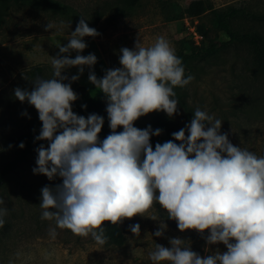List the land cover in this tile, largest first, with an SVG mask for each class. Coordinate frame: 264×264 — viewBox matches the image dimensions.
<instances>
[{
  "label": "clouds",
  "instance_id": "clouds-1",
  "mask_svg": "<svg viewBox=\"0 0 264 264\" xmlns=\"http://www.w3.org/2000/svg\"><path fill=\"white\" fill-rule=\"evenodd\" d=\"M53 28L48 22L45 31ZM98 35L82 18L68 43H58L52 78H36L31 91L14 90L16 99L38 112L42 127L35 139L48 141L47 147L36 149L33 173L62 179L55 188L40 190L41 219L55 221L50 236L55 238L56 228L68 229L103 245L105 222L122 224L158 204L179 231L194 230L206 245L222 243L227 251L202 257L185 240L170 238V247L156 244L148 253L151 264H264V156L234 146L228 134L221 133L222 121L200 108L185 128L172 133V140L153 149L151 137L162 130L151 125L139 129L134 122L152 112L170 118L178 114L174 88L185 87L193 77L185 78L182 59L158 36L149 46L138 38L133 49L121 48V67L97 78L91 71L95 54L80 53L87 48L83 38ZM73 51L75 58L70 56ZM84 66L90 69L89 82L107 101L111 133L102 141L104 117L77 115L72 105L79 97L71 83L64 82L77 81ZM72 67L79 69L77 75H62ZM6 214L7 209L0 208V226ZM166 228L161 222L154 235L162 237ZM129 230L138 237L140 225Z\"/></svg>",
  "mask_w": 264,
  "mask_h": 264
},
{
  "label": "rangeland",
  "instance_id": "rangeland-1",
  "mask_svg": "<svg viewBox=\"0 0 264 264\" xmlns=\"http://www.w3.org/2000/svg\"><path fill=\"white\" fill-rule=\"evenodd\" d=\"M56 1L69 7L70 12L63 14L52 8L13 3L0 24V165L10 153L11 136L21 134L24 125L38 115L27 101L22 103L15 98L14 90L19 87L31 91L36 78H52L51 60L59 54L57 45L68 43L70 32L75 31L82 18L100 33L84 37L87 48L80 53L95 54L97 63L91 71L97 78H102L108 69L121 67L120 49H133L138 38L149 46L158 36H164L178 57L193 49L204 51L213 41L226 42L204 58L192 60L188 75L193 79L178 89L179 97H174L179 102L178 114L170 118L162 111L152 112L140 117L134 126L152 127L159 118L182 129L191 122L195 109L200 108L222 121L221 133H227L234 146L264 156V70L250 45L227 43L229 37L215 26L212 13L213 9L235 7L263 15L264 0H141L135 8L120 0ZM48 22L54 28L45 31ZM232 25L240 33L259 32L264 37V20L238 17ZM76 55L74 51L70 53L71 58ZM89 72L84 66L77 81L64 82L71 83L73 91L83 87L96 95L101 91L89 82ZM78 73L79 69L72 67L62 75L70 78ZM183 102L192 109L191 114L186 112ZM110 133L106 113L99 139L102 141ZM164 142L162 133L152 136L150 141L153 149L156 143ZM37 156L36 152L26 163L11 170L0 184V208L7 209L5 223L0 226V264H151L148 253L155 250L156 244L170 247L169 239L176 237L185 240L186 246L190 245L202 257L217 250L227 251L222 243L206 245L194 230L179 231L176 222L168 219L158 204L144 216L137 215L116 225L125 237L120 247L100 245L91 235L82 237L68 229L56 228L57 235L52 238L49 229L55 227V221L41 219L40 190L44 186L55 188L62 179L49 180L45 175L34 174ZM161 222L167 228L162 237H156L154 232ZM137 223L138 237L129 230L130 225Z\"/></svg>",
  "mask_w": 264,
  "mask_h": 264
},
{
  "label": "trees",
  "instance_id": "trees-1",
  "mask_svg": "<svg viewBox=\"0 0 264 264\" xmlns=\"http://www.w3.org/2000/svg\"><path fill=\"white\" fill-rule=\"evenodd\" d=\"M127 7L135 8L141 0H120ZM13 3H23L26 5H35L37 7L52 8L58 10L63 14L69 13V7L56 1V0H0V24L5 18V12L8 10ZM214 16V24L220 30L224 31L229 40L227 43H245L252 47L255 59L260 67L264 70V37L259 32H248L240 33L233 28L232 22L238 17H246L257 20H264V14L258 15L249 12L245 9H239L235 7H229L228 9L212 10ZM226 43V42H225ZM222 41L211 42L204 51L196 52L193 49L190 53H182L180 58L182 59L183 66L185 68V78L188 75L189 69L191 68V62L195 58H204L207 53L215 52L221 45L225 44ZM180 87L174 88L176 96L179 97L178 89ZM80 89V90H79ZM78 95V99L73 103V111L80 116L87 118L90 114H98L102 117L105 116L106 112V97L102 92L92 95L85 91L83 87H79L78 90L74 91ZM86 105V107H82ZM186 112L188 114L192 113V109L185 105ZM42 127V122L39 120L38 115L34 117L31 121L24 125L23 132L21 134L12 135L9 141V155L7 159L0 165V184L5 181L7 175L11 170L17 166L26 163L31 156L36 153V149L43 144L45 147L48 146V141H37L36 136L39 135L40 129ZM152 128L161 129L162 135L165 142L172 140V133L179 131L181 128L174 125L170 121L162 122L159 118L156 119ZM187 135V133H186ZM23 143L25 147L21 149L19 147L20 143ZM179 143V141H174ZM104 235L107 237L105 244L111 246L120 247L125 243V237L121 233V230L116 225L111 223L104 225Z\"/></svg>",
  "mask_w": 264,
  "mask_h": 264
},
{
  "label": "built area",
  "instance_id": "built-area-1",
  "mask_svg": "<svg viewBox=\"0 0 264 264\" xmlns=\"http://www.w3.org/2000/svg\"><path fill=\"white\" fill-rule=\"evenodd\" d=\"M196 34H197V32H196Z\"/></svg>",
  "mask_w": 264,
  "mask_h": 264
}]
</instances>
